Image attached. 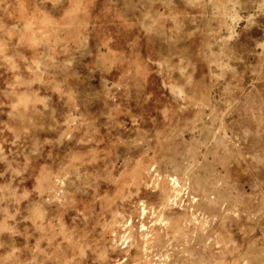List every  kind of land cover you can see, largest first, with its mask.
I'll return each instance as SVG.
<instances>
[{"label":"rangeland","instance_id":"1","mask_svg":"<svg viewBox=\"0 0 264 264\" xmlns=\"http://www.w3.org/2000/svg\"><path fill=\"white\" fill-rule=\"evenodd\" d=\"M0 264H264V0H0Z\"/></svg>","mask_w":264,"mask_h":264}]
</instances>
